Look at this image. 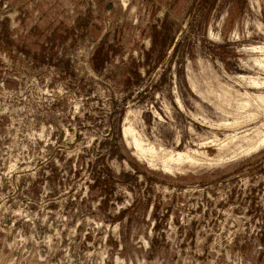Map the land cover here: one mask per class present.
I'll use <instances>...</instances> for the list:
<instances>
[{
  "label": "rangeland",
  "instance_id": "1",
  "mask_svg": "<svg viewBox=\"0 0 264 264\" xmlns=\"http://www.w3.org/2000/svg\"><path fill=\"white\" fill-rule=\"evenodd\" d=\"M263 138L264 0H0V264H264Z\"/></svg>",
  "mask_w": 264,
  "mask_h": 264
},
{
  "label": "bare ground",
  "instance_id": "2",
  "mask_svg": "<svg viewBox=\"0 0 264 264\" xmlns=\"http://www.w3.org/2000/svg\"><path fill=\"white\" fill-rule=\"evenodd\" d=\"M255 48V47H254ZM255 83H257L258 84V82L257 81H255ZM123 132H124V135H125V137H128L129 135H132L133 136V138H134V141H135V143L140 147V148H142L143 149V147L141 146V143H140V141H139V139L135 136V129H134V127L132 126V125H125L124 127H123ZM264 143V138L263 139H261V141H260V145L261 144H263Z\"/></svg>",
  "mask_w": 264,
  "mask_h": 264
}]
</instances>
